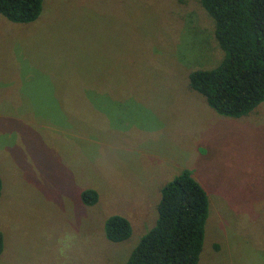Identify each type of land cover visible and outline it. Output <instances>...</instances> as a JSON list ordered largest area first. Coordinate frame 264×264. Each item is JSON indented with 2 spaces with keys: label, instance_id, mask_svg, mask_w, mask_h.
Wrapping results in <instances>:
<instances>
[{
  "label": "rangeland",
  "instance_id": "obj_1",
  "mask_svg": "<svg viewBox=\"0 0 264 264\" xmlns=\"http://www.w3.org/2000/svg\"><path fill=\"white\" fill-rule=\"evenodd\" d=\"M214 28L200 0L0 14V264H124L183 170L209 203L198 264H264V101L226 116L189 84L222 60ZM113 215L131 225L119 242Z\"/></svg>",
  "mask_w": 264,
  "mask_h": 264
},
{
  "label": "trees",
  "instance_id": "obj_2",
  "mask_svg": "<svg viewBox=\"0 0 264 264\" xmlns=\"http://www.w3.org/2000/svg\"><path fill=\"white\" fill-rule=\"evenodd\" d=\"M43 0H0V14L13 22L36 19ZM214 21V35L223 51L213 68L189 73L191 88L217 113L239 117L264 101V0H200ZM1 194V180H0ZM85 205L98 192L81 193ZM208 197L188 170L161 188L154 225L141 237L124 264H198L208 216ZM131 233L121 215L105 222V236L119 242ZM3 236L0 232V254Z\"/></svg>",
  "mask_w": 264,
  "mask_h": 264
}]
</instances>
